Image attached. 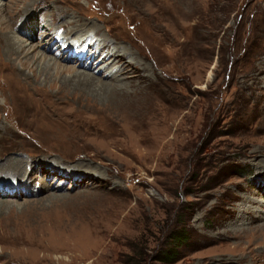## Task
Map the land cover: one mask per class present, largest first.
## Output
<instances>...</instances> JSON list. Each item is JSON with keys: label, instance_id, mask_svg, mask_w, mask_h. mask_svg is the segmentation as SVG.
Listing matches in <instances>:
<instances>
[{"label": "rangeland", "instance_id": "1", "mask_svg": "<svg viewBox=\"0 0 264 264\" xmlns=\"http://www.w3.org/2000/svg\"><path fill=\"white\" fill-rule=\"evenodd\" d=\"M95 38L125 72L64 51ZM15 157L38 177L0 179L22 193L0 197V264H264V0H0V165Z\"/></svg>", "mask_w": 264, "mask_h": 264}, {"label": "bare ground", "instance_id": "2", "mask_svg": "<svg viewBox=\"0 0 264 264\" xmlns=\"http://www.w3.org/2000/svg\"><path fill=\"white\" fill-rule=\"evenodd\" d=\"M42 2V1H40ZM43 4V3H42ZM42 4H39L38 6L40 7ZM46 4V3H45ZM47 5V4H46ZM44 5V6H46ZM162 7H167L168 8H171V5H166L164 3H161L160 4ZM190 6V4H189ZM45 9V8H44ZM47 10V9H46ZM44 11V10H43ZM28 12V11H27ZM45 12V11H44ZM47 12V11H46ZM178 13H181L183 16L186 15V10L185 9H181ZM60 16V15H59ZM179 17V16H178ZM182 17V16H181ZM155 20V19H154ZM162 20V19H161ZM66 21V20H64ZM158 21V20H157ZM161 22V21H160ZM154 23V21H153ZM62 24V23H61ZM159 24V23H158ZM76 25V24H75ZM160 25V24H159ZM157 26V25H156ZM74 27V26H73ZM77 28V27H76ZM80 28V27H79ZM160 28V27H159ZM81 29V28H80ZM57 31V30H56ZM55 32V31H54ZM95 32V30H94ZM90 33V35L88 36V38H90L91 40L94 39L93 36H96V32L95 33ZM59 33V32H58ZM72 33V32H71ZM54 34V33H53ZM50 37L49 35V32H44V37L42 39V41H45V43H47L48 41L51 40V38H53L52 41L50 42H53L55 41L54 37L57 35L54 34ZM62 34V33H61ZM2 36V40L3 42L5 41L6 43V48L7 50L9 51L10 48H13V47H19L21 46L22 47V42L20 41V39L15 35L13 36L12 34H5V35H1ZM58 36V35H57ZM73 35L69 36H64L62 35V37L60 38V40H63L64 41H69V39L72 37ZM48 37V38H47ZM66 37V38H65ZM74 37V36H73ZM76 39H78V37H76ZM81 39V43L85 42V39L84 38H80L78 40ZM102 39V38H101ZM71 40V39H70ZM98 41L96 38H95V41L92 43V45H90L89 43H86L85 44V47L83 49V51H76V47L70 45V46H67L65 47L64 51L66 50L67 52L69 51V53L67 54L68 58L73 54V53H77V58H79V61L78 63L83 64V61L85 59H87V61H89L90 65H95V64H100L99 66L102 68H108L107 72L105 73V79H108L112 76H115L117 74H119L121 71H124L125 72V69H126V64L124 63V60L122 59L124 54H127L128 55V51L121 47L119 48L118 46H111L109 44H106V39H103L101 42H97ZM21 42V43H19ZM95 43V44H94ZM52 44V43H50ZM82 45V44H81ZM79 48V47H78ZM6 50V51H7ZM7 51V52H8ZM65 51V52H66ZM122 54V55H121ZM64 54H61V56H59L58 58H61L62 60H64ZM76 58V57H75ZM129 59H132V58H129ZM44 63L46 64V67H51L52 69H54L56 71V73H59V72H64V71H67L69 73V82H73V83H76V84H79L80 86H85L87 88H90V87H96V82L100 81L99 79H96L94 78V74H96V72L94 70H90V73L88 72H85V71H81L80 73H77L73 68H70V67H67V66H61L58 62L56 61H50V60H47V61H44ZM121 63V65L119 64ZM119 65V67H118ZM118 67V68H117ZM101 68H99L98 70H100ZM102 68V69H103ZM101 69V70H102ZM145 69H148V66L145 65ZM53 70V71H54ZM83 70H86V66L83 67ZM23 72V71H22ZM150 73H152L151 70H149ZM93 75V76H92ZM122 75V74H121ZM148 76V75H147ZM119 80V79H118ZM19 82V81H18ZM65 82L66 83H69L66 81L65 79ZM96 84V85H95ZM73 85V84H72ZM95 85V86H94ZM18 88L19 89H24L19 83H18ZM98 90V89H97ZM102 91V90H101ZM26 92V91H25ZM95 92V91H94ZM113 92V91H112ZM115 92V91H114ZM26 95V94H25ZM46 99L43 98V100H40L39 98H36V97H31L30 99V102L32 104V106L37 110L38 112V115L40 112H42V110H44L45 108V105H44V102H45ZM43 103V104H41ZM47 103V102H46ZM47 106V105H46ZM156 109L158 110V107H156ZM46 113L50 114L49 112L45 111ZM156 114L158 115V111L156 112ZM41 115V113H40ZM39 115V116H40ZM46 115V114H45ZM168 117V116H167ZM166 115H163V118H158L157 121H155V125H162V129H160L159 134L160 136H158V140L159 139H163L162 143L160 145H162V147H167L170 143L169 139L166 140V135L168 134V132L170 131L171 129V124L172 122H170V118H167ZM45 118V117H44ZM43 119V117H42ZM45 119H48L49 118H45ZM168 120V121H167ZM165 126V128L163 129V127ZM6 127V126H5ZM5 131V130H4ZM36 149V148H35ZM30 156V155H28ZM151 158L155 157V155L151 154L150 156ZM27 163V161H25L24 159H17L15 157L14 160H7L5 162V164H3L2 166L0 165V179L3 180V174H6V175H10L12 176L13 180L16 179V182H13L14 184H16V186L14 185H11V186H7V187H16L18 188L19 186H22V188L20 189H25L27 192H30L32 193L33 192V189L32 187H35V186H31V184L29 183L28 179L29 178H36L38 177V175L36 173H33V172H36V170H38V166H33L32 163H30V169L28 170L26 167H25V164ZM23 164H24V167H23ZM3 168V169H2ZM53 168V167H51ZM36 169V170H35ZM44 168H41L39 169V172H44L43 170ZM7 171L8 173H4V171ZM18 177V178H17ZM5 181V180H3ZM8 182H11V181H8ZM38 190V189H37ZM3 191L5 192L4 194H0V197L2 196H16V194H18L19 196L22 195L21 193V190H15V189H3ZM19 192V193H18ZM33 195V194H32ZM3 203V201L1 202L0 201V204ZM9 203V202H8ZM6 204V203H5ZM1 209V208H0Z\"/></svg>", "mask_w": 264, "mask_h": 264}, {"label": "trees", "instance_id": "3", "mask_svg": "<svg viewBox=\"0 0 264 264\" xmlns=\"http://www.w3.org/2000/svg\"><path fill=\"white\" fill-rule=\"evenodd\" d=\"M171 241H173V242H178V243H180V242H183V239H184V232H183V230L181 229V230H175V231H173V233L171 234ZM173 252L171 251V250H167V252L166 253H164V254H160V256L158 257V259L159 260H168V259H171V254H172Z\"/></svg>", "mask_w": 264, "mask_h": 264}]
</instances>
